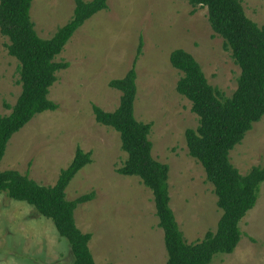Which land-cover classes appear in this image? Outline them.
<instances>
[{
    "label": "rangeland",
    "instance_id": "obj_1",
    "mask_svg": "<svg viewBox=\"0 0 264 264\" xmlns=\"http://www.w3.org/2000/svg\"><path fill=\"white\" fill-rule=\"evenodd\" d=\"M240 2L247 18L263 26L264 0ZM73 10L74 0H33L30 18L38 36L49 40ZM7 44L0 34V117L11 113L8 108L21 94L19 64ZM178 49L193 56L209 85L232 96L240 69L212 31L206 8H193L187 0H107V9L87 20L55 58L69 64L49 89L58 109L36 115L7 143L0 172L28 174L46 187L55 185L77 148L91 153V163L76 174L65 195L72 201L95 193L74 211L76 227L91 235L95 264L167 262L153 194L137 177L117 173L127 158L119 134L98 124L93 113L94 106L105 112L118 108L121 93L109 83L123 79L134 63V117L152 125V157L169 166L170 208L186 242L215 232L222 215L204 169L188 154L184 134L198 127V117L176 92L182 74L169 56ZM230 160L241 175L264 166V116L230 152ZM239 228L235 251L216 255L210 264H264V184ZM71 263L70 246L50 220L0 194V264Z\"/></svg>",
    "mask_w": 264,
    "mask_h": 264
},
{
    "label": "trees",
    "instance_id": "obj_2",
    "mask_svg": "<svg viewBox=\"0 0 264 264\" xmlns=\"http://www.w3.org/2000/svg\"><path fill=\"white\" fill-rule=\"evenodd\" d=\"M33 0H0V34L8 40V54L19 64L21 94L11 113L0 117V163L7 143L36 115L55 111L49 89L57 82L56 74L69 64L55 62L75 32L97 13L107 9V0H74L70 21L55 35L44 40L38 36L30 18ZM193 8H206L212 31L221 37L240 69L237 88L231 97L208 84L200 65L191 54L178 49L169 56L171 66L182 76L176 92L191 103L198 117V127L185 131L188 154L204 169L214 188L217 207L222 215L215 232H207L201 241L188 244L184 239L169 197V166L152 157L150 123L134 117L136 98L135 63L120 80L109 86L121 93L118 108L105 112L93 107L98 124L119 134L127 158L117 170L121 176L137 177L153 194L158 226L164 234L166 264H210L219 254H232L241 239L239 224L252 210L264 184V166L253 167L241 175L232 165L230 152L264 116V25L259 27L247 18L240 0H187ZM140 54V48L138 55ZM91 163V153L80 148L70 165L62 170L54 186H42L14 170L0 172V194L33 207L37 214L52 222L58 234L67 240L71 264H95L88 244L90 234L75 224L78 205L91 202L95 193L69 201L65 190L76 174Z\"/></svg>",
    "mask_w": 264,
    "mask_h": 264
}]
</instances>
